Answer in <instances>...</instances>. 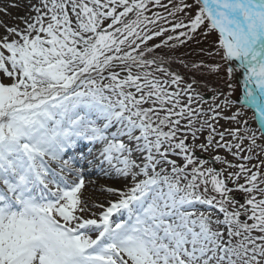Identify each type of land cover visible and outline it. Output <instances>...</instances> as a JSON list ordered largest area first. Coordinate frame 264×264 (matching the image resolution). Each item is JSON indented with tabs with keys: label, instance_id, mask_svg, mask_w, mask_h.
I'll return each mask as SVG.
<instances>
[{
	"label": "snow or ice",
	"instance_id": "6c2138e0",
	"mask_svg": "<svg viewBox=\"0 0 264 264\" xmlns=\"http://www.w3.org/2000/svg\"><path fill=\"white\" fill-rule=\"evenodd\" d=\"M23 9L0 20V264H264V0ZM209 37L211 63L175 57Z\"/></svg>",
	"mask_w": 264,
	"mask_h": 264
},
{
	"label": "rangeland",
	"instance_id": "374dc122",
	"mask_svg": "<svg viewBox=\"0 0 264 264\" xmlns=\"http://www.w3.org/2000/svg\"><path fill=\"white\" fill-rule=\"evenodd\" d=\"M158 38L156 41L154 42H159ZM214 40L215 37H209L207 39H201L200 43H197L195 40L194 41H190L188 42V44H186L185 46L180 47L179 49L176 50V52L174 53L175 57L184 59L187 63H189V65L192 62H198L200 60H205L206 62L211 63L212 61L210 60L209 57H207L204 53L200 52V49L203 48L206 51L211 49L213 44H214ZM177 71L181 72L182 74H184L185 72H189L188 69H186L187 71H185L184 73L182 72V70L180 69H176ZM189 74H192L189 72ZM187 75L185 77L186 80H191V76L192 75ZM198 76L200 80H202V83H205L207 79H211L213 81H218L217 83H213V84H209V87H216L219 86L221 88H224L225 91H227V87L224 83L226 76L225 73L222 71L219 75V77H205L204 79L201 78V74L200 73H195V76ZM242 81H243V75L240 72H237L236 76H235V91L232 94V100L235 101V105L232 108V111H236L237 109H239L240 111H242L245 114L246 119H248L249 124L252 127H256L257 123L254 119V110L245 105L244 101H243V87H242ZM223 123V122H222ZM203 156V158H207L208 154H200ZM229 159H232L231 157H229ZM217 167L219 168V165H217Z\"/></svg>",
	"mask_w": 264,
	"mask_h": 264
},
{
	"label": "bare ground",
	"instance_id": "6f19581e",
	"mask_svg": "<svg viewBox=\"0 0 264 264\" xmlns=\"http://www.w3.org/2000/svg\"><path fill=\"white\" fill-rule=\"evenodd\" d=\"M19 2L22 5V10L17 11L16 9H12L11 18L4 17L2 14H0V20H7L9 26H16L17 24H21V20H19L18 17H24L26 15V9H23L24 0H19ZM2 31L3 29H0V32ZM84 150L87 151V147H85ZM88 172L89 174L86 176L87 186L84 190L85 197H87L91 203H99L105 201L106 199H110L111 197H108L100 192V187L119 185H117L110 177L104 176L97 170L89 168ZM88 180H91L93 183L87 184ZM94 211L98 210L94 209Z\"/></svg>",
	"mask_w": 264,
	"mask_h": 264
},
{
	"label": "trees",
	"instance_id": "16d2710c",
	"mask_svg": "<svg viewBox=\"0 0 264 264\" xmlns=\"http://www.w3.org/2000/svg\"><path fill=\"white\" fill-rule=\"evenodd\" d=\"M176 69H180L182 70V72L184 73L185 71H187L186 69L183 68V66H175ZM189 75H192V74H189ZM196 78L198 79L199 77L196 75Z\"/></svg>",
	"mask_w": 264,
	"mask_h": 264
}]
</instances>
